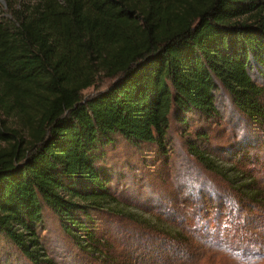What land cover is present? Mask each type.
Returning <instances> with one entry per match:
<instances>
[{
	"label": "trees",
	"instance_id": "trees-1",
	"mask_svg": "<svg viewBox=\"0 0 264 264\" xmlns=\"http://www.w3.org/2000/svg\"><path fill=\"white\" fill-rule=\"evenodd\" d=\"M98 73L111 82L83 95ZM260 82L264 0H0V264H52L43 207L88 241L92 211L117 205V137L161 149L168 116H214L219 88L263 125Z\"/></svg>",
	"mask_w": 264,
	"mask_h": 264
},
{
	"label": "rangeland",
	"instance_id": "rangeland-1",
	"mask_svg": "<svg viewBox=\"0 0 264 264\" xmlns=\"http://www.w3.org/2000/svg\"><path fill=\"white\" fill-rule=\"evenodd\" d=\"M111 80L98 73L83 95ZM215 106L214 116L188 113L183 123L170 114L161 149L116 138L106 161L119 172L118 187L110 188L117 205L92 211L86 243L65 234L43 207L39 237L52 264H264V124H250L221 88ZM237 145L247 156L231 159ZM3 264L31 263L18 257Z\"/></svg>",
	"mask_w": 264,
	"mask_h": 264
}]
</instances>
